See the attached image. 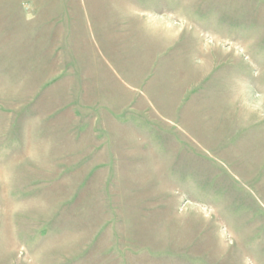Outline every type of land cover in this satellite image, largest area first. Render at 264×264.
Wrapping results in <instances>:
<instances>
[{"label":"rangeland","instance_id":"obj_1","mask_svg":"<svg viewBox=\"0 0 264 264\" xmlns=\"http://www.w3.org/2000/svg\"><path fill=\"white\" fill-rule=\"evenodd\" d=\"M16 1L0 0V264H264V120L216 134L225 137L208 150L173 130L164 141L150 134L158 124L118 114L133 120L144 144L162 146L154 156L166 160L162 168L128 167L124 153L110 151L115 138L103 120L94 121L106 115L103 105L51 104L63 75L47 66L65 50L40 32L29 36ZM192 2L182 0L179 24L209 44L217 66L209 81L231 67L209 97L234 93L239 82L245 103L264 107V0ZM120 51L124 89L126 56L136 49ZM69 114L73 121L61 120ZM68 125L74 135L65 137ZM79 129L97 134L80 137ZM173 137L182 147H166Z\"/></svg>","mask_w":264,"mask_h":264},{"label":"crops","instance_id":"obj_2","mask_svg":"<svg viewBox=\"0 0 264 264\" xmlns=\"http://www.w3.org/2000/svg\"><path fill=\"white\" fill-rule=\"evenodd\" d=\"M159 1L148 0L144 8L136 0H30L28 3L17 0L15 4L27 13V17L20 18L28 23L29 36L40 32L52 48L61 46L65 50L62 60H53L47 66L46 73L63 75L60 86L59 83L52 86L53 92L57 87L61 91L55 90L57 95L51 104L66 105L73 101L79 105H103L106 115L96 116L94 121L103 120L105 131L115 138L110 151L124 153L128 167L162 168L161 163L166 160L154 156L162 146L144 144L143 134L133 120L129 116L121 119L118 114H136L138 119L158 124L150 134H157L164 141L174 135L168 132L173 130L182 137L197 138L208 150L217 147L225 137H216V134L236 130L247 122L257 125L264 120L262 104L254 100L251 106L242 98L244 83L235 82L237 91H228L217 101L209 97L211 85L224 83L231 67L221 71V80L209 81L217 66L211 62L209 44L201 41L203 37L200 40L197 33L179 24L184 19L179 11L182 0H172L170 5ZM192 1L186 0L189 8L195 5ZM114 8L126 9V16L116 15ZM129 8L133 9L132 14ZM119 22L125 26L123 38L118 36L123 28ZM124 45L136 51L126 56L130 81L122 83L123 89L118 84L115 65L122 58L119 53ZM254 83L256 87L260 84ZM69 115L68 120H61L73 121L75 117ZM83 130L79 129L77 135L97 134L94 129ZM64 133L65 137L74 135L69 125ZM253 139L261 142L262 136L256 134ZM177 140L166 147L173 150L182 147ZM249 146H254L252 140Z\"/></svg>","mask_w":264,"mask_h":264}]
</instances>
